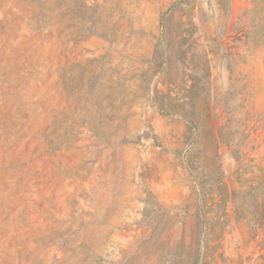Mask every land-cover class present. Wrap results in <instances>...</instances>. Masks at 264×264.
Segmentation results:
<instances>
[{"label": "rangeland", "instance_id": "rangeland-1", "mask_svg": "<svg viewBox=\"0 0 264 264\" xmlns=\"http://www.w3.org/2000/svg\"><path fill=\"white\" fill-rule=\"evenodd\" d=\"M0 264H264V0H0Z\"/></svg>", "mask_w": 264, "mask_h": 264}]
</instances>
